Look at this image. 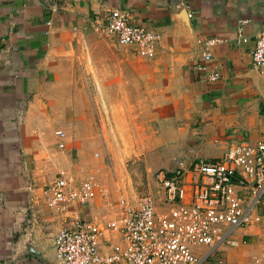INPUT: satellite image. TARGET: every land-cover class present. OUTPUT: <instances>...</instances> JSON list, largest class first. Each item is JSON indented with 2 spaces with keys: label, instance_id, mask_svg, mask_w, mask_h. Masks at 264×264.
Wrapping results in <instances>:
<instances>
[{
  "label": "crops",
  "instance_id": "obj_1",
  "mask_svg": "<svg viewBox=\"0 0 264 264\" xmlns=\"http://www.w3.org/2000/svg\"><path fill=\"white\" fill-rule=\"evenodd\" d=\"M114 11L162 36L154 57L96 30ZM263 29L264 0H0V263L61 264L55 239L67 224L43 191L59 173L76 172L73 150L101 142L96 108L111 127L103 135L118 143L115 158H145L157 172L219 162L236 143H264V74L253 59ZM211 40L218 43L205 63L200 42ZM57 131L67 135L64 151ZM108 201L77 212L106 224L112 216L95 214ZM33 234L43 257L27 251ZM231 239L239 246L208 264L264 258V218Z\"/></svg>",
  "mask_w": 264,
  "mask_h": 264
},
{
  "label": "built area",
  "instance_id": "obj_2",
  "mask_svg": "<svg viewBox=\"0 0 264 264\" xmlns=\"http://www.w3.org/2000/svg\"><path fill=\"white\" fill-rule=\"evenodd\" d=\"M95 27L115 38L119 46L133 48L145 58L154 57L162 40L158 32L132 25L129 15L120 11L112 12L106 24L97 19ZM217 43L200 42L205 63L212 61L211 49ZM253 59L254 68L264 74V29L257 36ZM199 70L207 69L202 65ZM219 78L216 72L210 81ZM56 137L64 151L66 133L57 131ZM153 179L159 189L156 195L134 204L121 197L118 213L101 224L83 218L77 208L98 199L108 201L109 192L94 176L79 180L71 173H59L43 191L49 211L67 224L55 239L59 262L208 264L223 247L239 246L231 239L233 232L263 223L264 143H236L219 162L158 171ZM215 264L225 262L218 259ZM251 264H264V258H255Z\"/></svg>",
  "mask_w": 264,
  "mask_h": 264
},
{
  "label": "rangeland",
  "instance_id": "obj_3",
  "mask_svg": "<svg viewBox=\"0 0 264 264\" xmlns=\"http://www.w3.org/2000/svg\"><path fill=\"white\" fill-rule=\"evenodd\" d=\"M112 52L118 53L120 51L112 48ZM92 96L96 98V95ZM98 102L99 104H101L100 99ZM94 112L97 119L98 129L101 135L99 136V141L101 142L96 141L93 142L91 146L85 147L84 149L80 148V150H73L69 154V166H72L73 164L75 165V167L77 165L78 168L76 172L69 173H74V175L76 174L80 178L84 177L85 175H96V178L98 177V179H100V181L106 187H108L111 195L110 200L108 201L109 203L107 202L106 204L109 205L105 206L106 208L104 210H102V207L97 208L95 214V218H97L98 220L106 219L107 222L108 219H113L114 215L117 213L118 199L120 197H124L134 204L137 203V201L142 197H145L147 195H156L158 193L159 189L155 185L153 179V176L157 172V170L148 169V163L145 158H130L129 160H122V162L115 158V148H117L118 143H116L115 141H110L109 137L104 136L102 132V128L106 132L107 129L111 130V127L107 126V119L104 116V113H99V110H97V108L94 110ZM104 137H107V143L105 142ZM109 146L111 156L108 153ZM82 151L91 156L89 159L90 162L82 158V155L84 154L81 153ZM180 168L181 167H179L178 169ZM101 173L106 177L105 180L101 179ZM100 211L103 212L99 213ZM109 216L112 217L109 218ZM89 219L94 218L90 217Z\"/></svg>",
  "mask_w": 264,
  "mask_h": 264
},
{
  "label": "water",
  "instance_id": "obj_4",
  "mask_svg": "<svg viewBox=\"0 0 264 264\" xmlns=\"http://www.w3.org/2000/svg\"><path fill=\"white\" fill-rule=\"evenodd\" d=\"M27 251L32 255L43 257V254L40 251H38L37 247L34 244V234L29 239V242L27 244Z\"/></svg>",
  "mask_w": 264,
  "mask_h": 264
}]
</instances>
